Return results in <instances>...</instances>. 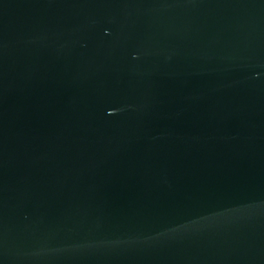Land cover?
I'll return each mask as SVG.
<instances>
[{
	"label": "water",
	"instance_id": "1",
	"mask_svg": "<svg viewBox=\"0 0 264 264\" xmlns=\"http://www.w3.org/2000/svg\"><path fill=\"white\" fill-rule=\"evenodd\" d=\"M0 264H264V0H0Z\"/></svg>",
	"mask_w": 264,
	"mask_h": 264
}]
</instances>
